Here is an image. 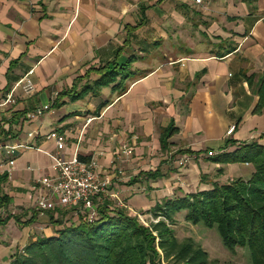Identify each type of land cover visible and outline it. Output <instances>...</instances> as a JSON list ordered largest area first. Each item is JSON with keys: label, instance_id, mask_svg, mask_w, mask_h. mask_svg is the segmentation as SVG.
<instances>
[{"label": "crops", "instance_id": "obj_1", "mask_svg": "<svg viewBox=\"0 0 264 264\" xmlns=\"http://www.w3.org/2000/svg\"><path fill=\"white\" fill-rule=\"evenodd\" d=\"M201 2L0 0V101L32 68L36 87L0 110V141L30 147L0 151V264L54 236L68 215L79 220L71 208H37L41 179L55 176L46 154L57 152L52 132L65 137V158L96 161L111 192L143 213L242 178L243 168L251 174L242 179L252 176V164L214 159L264 144V108L256 112L264 0ZM47 104L50 112L25 122ZM185 155L190 162L180 163Z\"/></svg>", "mask_w": 264, "mask_h": 264}, {"label": "trees", "instance_id": "obj_2", "mask_svg": "<svg viewBox=\"0 0 264 264\" xmlns=\"http://www.w3.org/2000/svg\"><path fill=\"white\" fill-rule=\"evenodd\" d=\"M256 92L260 96L256 112L262 113L264 76ZM175 131L174 126L164 130L162 147L168 148ZM214 160L252 164L254 172L249 179L213 183L208 191L166 200L151 211L162 219L149 227L111 198L100 196L95 200V220L80 213L78 223L39 238L15 254L11 264H219L193 239L178 238L174 227L180 213L191 225L216 229L225 248L248 249L252 264H264V144H242ZM59 212L64 217L67 213Z\"/></svg>", "mask_w": 264, "mask_h": 264}, {"label": "built area", "instance_id": "obj_3", "mask_svg": "<svg viewBox=\"0 0 264 264\" xmlns=\"http://www.w3.org/2000/svg\"><path fill=\"white\" fill-rule=\"evenodd\" d=\"M202 0H196L197 3H202ZM35 73V68L30 69L23 77L14 85V87L7 93V95L0 101V110H5L15 103V93L19 89H23L25 96L31 98L36 94V87L32 80ZM51 104L37 107L25 113V122L33 121L50 112ZM236 127L232 126L227 131L230 136L235 132ZM30 135H39L37 131H33ZM48 138L55 141L57 152L46 153L53 161V168L55 170L54 177H44L40 184L43 187L44 193L37 202V208L40 211H53L56 209L76 210L74 217L79 218L80 213H86L89 221L95 220L97 216V209L95 207V200L100 197H108L114 200L120 208L128 210L137 216L138 220L144 226L149 227L146 215L138 213L132 207H129L119 195L111 192L110 179H103L99 166L96 161H82L78 156L70 159L65 158L61 153L66 146V139L57 132H52ZM6 148L9 155H14L19 149H30L26 145L6 146L0 141V151ZM216 156L214 151L209 152L206 157L212 158ZM188 156H183L180 163L187 164L190 162ZM11 166L14 161L10 162ZM146 219V220H145ZM146 221V222H145ZM154 222V221H153ZM158 222V221H157Z\"/></svg>", "mask_w": 264, "mask_h": 264}, {"label": "rangeland", "instance_id": "obj_4", "mask_svg": "<svg viewBox=\"0 0 264 264\" xmlns=\"http://www.w3.org/2000/svg\"><path fill=\"white\" fill-rule=\"evenodd\" d=\"M239 166L242 167V165L240 164ZM243 169L241 171L242 178L249 177L251 174V170L249 169L251 168L246 167ZM70 210H66V211L69 212ZM72 212L75 213L76 210L72 209ZM137 212L143 213L141 211H137ZM143 214L146 215L145 217L148 220L147 222L149 225H151L153 221H154L153 223H156L157 221L162 219V218H155L152 212L143 213ZM74 221L78 223L77 220H72L70 218V215H68V217L65 218L66 224L70 225ZM177 221L178 222L176 223V226L174 228L176 230L178 238L180 240L186 238L193 239V241L196 242V244L200 245L206 252H208L211 261H216L219 264H252L251 255H250L251 253L249 252L248 249H244V248L239 249L238 247L235 250H229L225 248L222 244L221 238L216 229L210 230L202 225H198V226L191 225L185 220L184 213L178 214Z\"/></svg>", "mask_w": 264, "mask_h": 264}]
</instances>
